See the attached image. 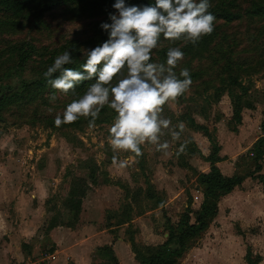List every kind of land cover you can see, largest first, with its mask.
<instances>
[{
	"label": "rangeland",
	"instance_id": "obj_1",
	"mask_svg": "<svg viewBox=\"0 0 264 264\" xmlns=\"http://www.w3.org/2000/svg\"><path fill=\"white\" fill-rule=\"evenodd\" d=\"M96 1L97 7L45 9L31 5L15 18L0 14V20L10 24L9 29L0 30V91L12 95L0 107V162L8 159L13 163L7 169L15 176L10 192L24 194L21 206L35 207L38 201L40 204L33 235L15 239L16 247L9 246L13 250L7 255L19 254L22 243L24 253L36 264H47L52 255L47 225L53 219L62 224L54 236L58 256L64 257L71 246L86 242L87 247L95 245L90 249L91 264H99L105 253L97 252L96 246L116 243L117 264H137L129 240L138 255L147 258L165 244L170 231L179 227L185 210L188 222L195 219L203 198L198 175L208 172L209 160L215 161V167L228 177L243 175L252 168V138L238 131L240 123L233 120L225 85L227 75L232 74L243 86L242 91L230 89L240 105V121L242 112L255 109L259 114L264 109V0H209V11L216 17L214 31L200 40L207 41L202 53L184 55L175 69L177 73L182 68L189 69L191 89L164 106L163 115L171 119L173 126L180 121L186 124L181 138L176 141L170 135L162 137V141L169 142L171 155L157 151L152 144H143V155L135 161L131 159L133 154L114 153L107 143L108 127L115 115L111 109H102L106 120L96 123L91 131L86 123L79 128L56 127L55 115L62 113L74 98L73 92L64 95L48 83L30 92L20 88L23 82L38 80L54 58L69 49H73V63L65 67L80 70L84 62L82 49L107 39L99 25L110 23L108 13L115 11V0L90 3L94 5ZM126 3L137 4V0ZM222 10L235 15L236 20L224 23L217 16ZM24 42L30 43L31 56L20 66L14 52ZM180 45L181 42L172 43L162 36L159 47L153 50V62H163L167 48ZM52 94L57 96L54 105L48 99ZM49 107L54 108L52 113L47 111ZM189 120L202 129H195ZM181 145L183 151L177 154ZM114 155L121 161L128 160V165L114 163ZM88 161L96 168L92 179L89 170L79 165ZM263 171L264 166L260 173ZM71 177L85 179L88 185L74 222L60 206ZM245 179L240 191L220 202L216 221L212 220L201 235L188 241L176 264H245L246 252L252 254L253 261L260 255V264H264V224L249 223L250 208L258 203L254 195L248 201L247 193L256 180ZM3 199L0 264H16L6 262L5 243L8 246L12 242L13 234L26 233L28 216L13 208L10 197Z\"/></svg>",
	"mask_w": 264,
	"mask_h": 264
},
{
	"label": "clouds",
	"instance_id": "obj_2",
	"mask_svg": "<svg viewBox=\"0 0 264 264\" xmlns=\"http://www.w3.org/2000/svg\"><path fill=\"white\" fill-rule=\"evenodd\" d=\"M112 7L115 11L108 13L110 23L99 25L107 39L82 49L80 70L65 67L73 63V49H69L58 54L43 73L48 85L64 95L75 94L77 85L85 81H94L82 94H75L62 113H56L54 124L60 127L83 117L91 131L107 107L115 114L106 138L114 153H131L135 161L143 155L141 146L148 143L171 155L169 142L162 137L170 135L179 141L186 124L180 121L173 126L163 115L164 106L191 89L189 69L182 68L179 73L175 69L184 59L183 46H195L214 31L216 17L209 11L212 5L209 0H154L143 5L115 0ZM162 36L181 45L168 47L163 62H153V50L159 47ZM48 99L54 105L57 96L52 94ZM47 111L52 113L54 108ZM112 160L121 167L129 162L116 155Z\"/></svg>",
	"mask_w": 264,
	"mask_h": 264
},
{
	"label": "trees",
	"instance_id": "obj_3",
	"mask_svg": "<svg viewBox=\"0 0 264 264\" xmlns=\"http://www.w3.org/2000/svg\"><path fill=\"white\" fill-rule=\"evenodd\" d=\"M92 0H0V14H4L8 17L15 18L20 14H23L27 8L31 5L36 7H41L45 9H51L58 6H78V7H97V1L92 5L90 2ZM154 3V0H137V5ZM220 20L224 23H230L236 20V16L230 14L229 12L222 10L218 12ZM12 25V24H11ZM10 28L9 22H4L0 20V30ZM207 41H199L195 46L188 44L184 46L185 55H199L203 52L204 45ZM30 43H22L18 49L15 50V59L17 65H23L26 58H30L29 53ZM226 70H230L229 67ZM94 81H85L82 84L77 85L75 94H82L86 89L88 84ZM44 84H47V80L44 76H40L38 80L32 82H23L20 86L23 92L34 91L35 89L42 88ZM225 90L227 92V97L229 103L232 106V117L236 124L240 123V105L233 97L230 89L236 88L238 91H242L243 86L240 84V80L233 76L232 74L227 75V84L225 85ZM74 94V93H73ZM74 94V95H75ZM221 94L218 95V99ZM264 95V88H263ZM12 95H5L0 91V107L9 102ZM102 110L100 112V117L96 123H103L106 118L102 116ZM195 129L201 130L202 128L192 120H189ZM82 123L87 124V120L81 117L77 122L71 124H63L62 127L74 125L79 128ZM261 135L258 137L251 146L250 158L252 163V168L247 169L243 175H232L230 177L224 176L215 167L214 162L209 160V169L207 173H202L198 175L199 184L203 189V198L199 204V209L197 210L195 219L192 223L188 222L189 215L185 210V214L182 216L179 223V227L175 230L169 232L166 238L165 244H163L156 252L149 255L147 258L139 256L138 253L132 247L133 242L129 240V246L132 249L137 264H176L175 260L180 258L185 250L188 241L201 235L209 226L211 221L215 218L217 212V203L225 195L229 194L235 187H239L245 178H252L256 180L261 185V191L264 195V171L260 173L263 169V155H264V111L262 112V120L259 125ZM80 167L85 170H89V177L92 179L95 171V166L90 162H81ZM88 185L85 179L78 177H71L69 180L68 191L65 197L61 200L60 206L66 215L71 218L74 222L78 218L81 209V202L85 197ZM69 225V224H68ZM62 226L56 219L49 220L47 225V230ZM70 227V226H66ZM240 235L239 230L236 231ZM172 245H175L171 248ZM97 252L105 253L104 257L100 259L99 264H117V259L110 246H102L97 248ZM245 264H257L259 261V256H256L253 261V256L250 252L245 254Z\"/></svg>",
	"mask_w": 264,
	"mask_h": 264
},
{
	"label": "crops",
	"instance_id": "obj_4",
	"mask_svg": "<svg viewBox=\"0 0 264 264\" xmlns=\"http://www.w3.org/2000/svg\"><path fill=\"white\" fill-rule=\"evenodd\" d=\"M263 111L264 109L261 110L259 114H257V110L251 109V110H247V113L242 112L241 114V121H240L238 131L240 133L242 132L246 133L247 137H251L252 138V140L250 141L251 144L254 143V141L258 137H260L261 133H260L259 125L262 120ZM263 163H264V155H263ZM12 164L13 163L8 159L4 163L0 162V206H2L3 205L2 203L5 201L3 199L4 197H10L11 201L14 202V204L13 203L11 204L13 208L16 209V211L21 210V213L22 212L26 213L28 217L26 220V227H25L26 233L19 234L18 236H15V234H13V236H11L12 242H10L8 246H7V243H5L6 249L4 251L5 253L4 257L7 263L10 261H15L16 264H36L35 261H31L29 259L28 254L24 253L23 251L24 249L22 248V243H20V246L18 245L19 250H20L19 254H16L14 252L12 254L7 255L8 251H11L16 247V243H14L16 242L15 239H19V237L21 236L27 237L26 239L31 238V236L33 235L32 231H34V229L37 228V223H38L37 215L40 211L39 201L37 202L38 204L35 207H31V206L27 207L28 205L26 207L21 206L22 202L24 201V194L23 193L18 194L17 192H10V190L12 189L11 186H13L14 184V183L12 184V182H14L15 176L14 174L8 173L7 169L9 168V166L12 168ZM4 165H8V166L4 167ZM245 181H247V179H244L239 187H235L229 194L225 195L219 200V202L217 203L216 216L213 219L214 221H216L219 211H220V208H219L220 202L226 198L230 199L232 195L240 191V189L244 187ZM34 191L37 192L36 189ZM248 192L249 193H247V200L249 201L252 195H254V197L257 198L256 202L258 203L252 208H250L251 219L249 220V223L258 225L257 222H260L261 223L260 225H262L264 224V195L262 194V191H261V185L257 181H255L253 183L252 189H250ZM43 214L44 212H42L40 215H43ZM229 215L230 217H232L231 212ZM237 221H239L240 224L242 223L240 219H238ZM60 227L61 226L54 227L50 229L47 233V236L50 233L49 238L52 240V245H53V249L49 253L52 255H49V261L47 264H91L90 254H91V250L95 248V245L91 244L88 246L89 247L88 248L86 242H84L83 244H79L78 247L71 246V248L68 250L69 254L64 257L58 256L60 254V251L58 250L59 246L57 244V239L54 236H56L55 234ZM103 245L110 246L113 253L116 252V243H108V244L104 243ZM9 246H11L13 249L9 248ZM96 247H101V245L96 246ZM258 256L261 258L260 255ZM261 262H262V259H259L257 264H260Z\"/></svg>",
	"mask_w": 264,
	"mask_h": 264
}]
</instances>
